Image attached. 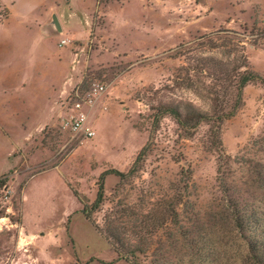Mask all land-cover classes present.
Segmentation results:
<instances>
[{"label": "rangeland", "instance_id": "1", "mask_svg": "<svg viewBox=\"0 0 264 264\" xmlns=\"http://www.w3.org/2000/svg\"><path fill=\"white\" fill-rule=\"evenodd\" d=\"M91 1L10 0L8 29L57 13L68 39L87 42L76 90L92 81L107 89L90 113L94 139L58 124L13 158L0 151V264H128L94 226L120 219L137 231L147 216L165 224L126 241L145 247L137 264H264V0H138L132 30L111 23L115 0H97L89 37L81 21ZM118 10L115 18L129 16ZM6 16L0 3V23ZM39 24L31 32L52 63L55 37ZM243 65L258 80L239 96ZM171 108L223 118L187 132ZM143 147L136 173L104 177L88 222L82 209L91 212L100 175L127 173Z\"/></svg>", "mask_w": 264, "mask_h": 264}, {"label": "crops", "instance_id": "2", "mask_svg": "<svg viewBox=\"0 0 264 264\" xmlns=\"http://www.w3.org/2000/svg\"><path fill=\"white\" fill-rule=\"evenodd\" d=\"M113 2L117 6L111 23L114 21L132 30L131 24H136L137 15L130 13H134L138 0ZM0 3L7 11L6 18L0 23V151H5L6 157L13 158L14 153L36 143L35 139L41 136L46 127L61 125L66 115L64 100L81 84L90 61L89 58L84 59L87 42L82 44L78 40L68 39L67 23L62 22L57 13L48 20L46 16H40L39 21H18L14 24L16 29L10 30L8 27L14 4L10 0H0ZM87 7L81 22L89 30L90 37L91 13L97 7V0H92ZM117 9L121 12L125 9L129 16L115 18ZM72 15L70 13L68 16ZM54 18L59 30L53 22ZM39 22L45 24L44 30L55 37L56 57H53L52 63L45 58L49 55V49L43 47L42 37L31 32L34 26H40ZM15 32L18 35H14ZM62 40L66 41V45L60 44Z\"/></svg>", "mask_w": 264, "mask_h": 264}, {"label": "trees", "instance_id": "3", "mask_svg": "<svg viewBox=\"0 0 264 264\" xmlns=\"http://www.w3.org/2000/svg\"><path fill=\"white\" fill-rule=\"evenodd\" d=\"M245 68L242 73H236L237 74V81H236V90L238 95L240 96L242 90L247 86L248 84L258 80V77L250 70L248 67L243 65ZM264 84V82L262 81ZM234 109L237 108V106L233 107ZM233 109V110H234ZM164 112H167V114H170L173 118H175L177 125L180 128H183L185 131L189 132L190 130H193L199 126L201 122H205L207 124L210 123H216L217 120L219 121V118H223V116H217L212 117L214 114L209 115L207 113H201L196 112L193 109H188L187 114L185 116H182L181 113H179L175 109H166ZM214 113V112H213ZM231 114V113H230ZM229 114V115H230ZM146 156V147H143L140 152L138 153L137 157L135 158V161L133 162L132 166L130 167L129 171L127 173H122L119 171L111 170V171H105L103 172L99 177L98 182V191L96 194V199L93 203V205L90 207V211H87V206H83L82 213L85 216V219L91 223V217L90 214L97 211L100 207V205L104 201V194H103V186H104V177L107 175H115L119 177V180L123 181L128 176L132 175L133 173H136L138 163L140 160ZM74 196L77 197V194L74 193ZM152 217V218H151ZM120 219H110L107 218L105 223L107 222V228L101 229L98 226H94L95 231L100 234L105 240L108 242V244L112 247L114 252L116 253L119 260H123L128 264H137L136 259H134L135 253H143L145 250L144 248L128 244L126 241L128 239L140 236L141 233H146V230H156L160 225H164L163 219L156 218V216H147L145 221L143 222V227H137L134 226L137 231H126L124 232L123 226H117L116 223L119 222ZM123 224V223H121ZM154 232V231H153ZM152 234V233H150ZM124 236V237H123ZM140 240V239H139ZM129 257V258H128ZM150 264H162L160 261L153 259Z\"/></svg>", "mask_w": 264, "mask_h": 264}, {"label": "built area", "instance_id": "4", "mask_svg": "<svg viewBox=\"0 0 264 264\" xmlns=\"http://www.w3.org/2000/svg\"><path fill=\"white\" fill-rule=\"evenodd\" d=\"M60 44L66 45V41L62 40ZM106 89L105 84L92 81L85 91L75 90V98L61 121V129L77 139L85 141L94 139L96 132L90 124L89 116L93 108L105 95ZM102 110L105 111L106 106H103Z\"/></svg>", "mask_w": 264, "mask_h": 264}, {"label": "water", "instance_id": "5", "mask_svg": "<svg viewBox=\"0 0 264 264\" xmlns=\"http://www.w3.org/2000/svg\"><path fill=\"white\" fill-rule=\"evenodd\" d=\"M53 22H54L55 26L57 27V29L59 30V25H58L56 18L53 19Z\"/></svg>", "mask_w": 264, "mask_h": 264}]
</instances>
